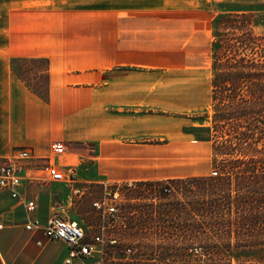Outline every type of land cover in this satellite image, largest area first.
Returning <instances> with one entry per match:
<instances>
[{"label": "crops", "instance_id": "0c3cea01", "mask_svg": "<svg viewBox=\"0 0 264 264\" xmlns=\"http://www.w3.org/2000/svg\"><path fill=\"white\" fill-rule=\"evenodd\" d=\"M229 13L254 18L264 0H0V157L29 148L72 168L80 195L91 185L185 178L165 170L179 119L173 98L186 114L193 86L177 79L184 85L173 89V72L206 60L211 73L213 20ZM21 176L17 190L35 209L0 189V264H62L67 246L25 225L56 208L69 219L73 190L39 167Z\"/></svg>", "mask_w": 264, "mask_h": 264}, {"label": "trees", "instance_id": "16d2710c", "mask_svg": "<svg viewBox=\"0 0 264 264\" xmlns=\"http://www.w3.org/2000/svg\"><path fill=\"white\" fill-rule=\"evenodd\" d=\"M252 19L229 13L213 20L211 173L139 183L154 190L153 203L166 202L152 209L165 212L170 232L183 221L182 232L203 248L257 251L253 262L264 263V34ZM38 81L32 88L43 90Z\"/></svg>", "mask_w": 264, "mask_h": 264}, {"label": "rangeland", "instance_id": "374dc122", "mask_svg": "<svg viewBox=\"0 0 264 264\" xmlns=\"http://www.w3.org/2000/svg\"><path fill=\"white\" fill-rule=\"evenodd\" d=\"M252 21H254L255 32L263 35L264 14L255 16ZM222 28L224 29L222 32L226 33V26ZM206 62L205 60L204 64L192 71L173 72L175 74L172 76L173 89L184 85L177 79L188 78V86H193L185 101L188 105L186 114H177L176 111L179 108L173 98L172 116L175 118L178 115L179 119L172 120L173 138L172 141H166L169 145L165 148L166 154H170L169 159L167 156L165 159V170L170 171L172 175L206 176L213 170L210 133L207 130L211 116V73ZM41 80L45 83L44 78ZM179 128L182 133L187 132L188 141L176 139V129ZM105 190L106 193L117 192L116 204L124 225L120 227L123 239L115 247L120 258L114 262L108 256L107 264H264L253 262L251 257L255 254L258 256L257 251L241 250L235 255L232 250L216 252L203 248L198 240L193 238L195 235L190 236L182 232L183 221H176L174 223L176 230L170 232L169 224L164 221L165 218L162 215L165 212L152 209L153 206H159L162 209L166 202L153 203L156 193L153 189L140 185L139 182L106 187L91 185L84 194H74L72 206L69 210L64 209V213L84 229L88 239L97 233L99 225V217L92 203L102 200ZM59 191L62 190L59 189ZM55 205L59 207L61 203L57 200ZM62 211L63 209L57 208L54 210L57 213ZM193 223L188 222L191 225Z\"/></svg>", "mask_w": 264, "mask_h": 264}, {"label": "built area", "instance_id": "2783aa9c", "mask_svg": "<svg viewBox=\"0 0 264 264\" xmlns=\"http://www.w3.org/2000/svg\"><path fill=\"white\" fill-rule=\"evenodd\" d=\"M51 150L61 153L63 146L56 143L51 146ZM32 167L44 169L50 182L65 183L73 190L74 194H79L75 187L77 175L74 169L61 170L50 162V158L38 157L29 148L15 150L6 157H0V189L7 190L12 199L23 204L28 212L35 209V203L25 200L17 189L21 184V173ZM163 191L168 192L166 189ZM106 192L105 190L102 200L92 203V207L99 217V225L97 233L90 236L89 239L79 224L54 211L50 213L44 223L38 220L29 221L25 225V229L28 231L41 230L48 240L64 243L68 252L62 264H107L108 256L117 262L120 255L116 252L115 247L123 239L120 227H124V225L116 204L117 192ZM3 228L4 226L0 224V231ZM127 251L130 252V250Z\"/></svg>", "mask_w": 264, "mask_h": 264}]
</instances>
